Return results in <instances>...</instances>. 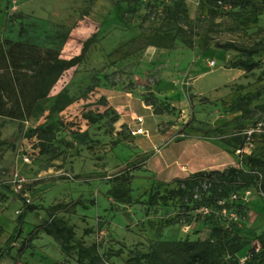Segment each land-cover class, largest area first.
I'll list each match as a JSON object with an SVG mask.
<instances>
[{
	"label": "rangeland",
	"instance_id": "rangeland-1",
	"mask_svg": "<svg viewBox=\"0 0 264 264\" xmlns=\"http://www.w3.org/2000/svg\"><path fill=\"white\" fill-rule=\"evenodd\" d=\"M116 1L122 3L121 20V9L113 10L110 0L90 7L86 0H0V43L23 40L46 51L58 48L68 36L60 56L70 58L81 52L86 38L96 35L82 63L64 72L45 103L48 109L66 90L73 100L69 106L50 117L46 111L24 122L0 117V183L12 185L29 204L37 205L25 218L22 234L7 246L21 201L0 185V264H92L88 256L79 263L74 250L64 252L40 229L42 220L53 214L74 228L75 246L79 241L85 247L96 246L95 264H131V257L149 252L161 241L207 238L209 226L183 212L184 203L192 204L188 198L170 199L167 206L159 196L148 202L151 190L165 194L175 181L149 182L145 178L149 172L134 171V166L143 165L154 146L165 140L188 138L170 142L166 151L176 154L189 147V153H202L220 146L226 158L217 169H226L236 165L239 156L222 144L223 138L237 145L245 131L264 121V65L251 72L230 66L243 57L236 45L264 41V0H240L237 6L228 0ZM254 59L264 61V52ZM212 60L214 67L209 65ZM160 81L164 83L158 90ZM124 92L137 95L130 99ZM138 95L146 104L145 98L154 100L169 112L154 115L142 108ZM237 97H242L245 113L222 137L204 138L205 130L241 115L230 107ZM117 100L125 106L121 111L110 105ZM129 108L143 118L148 136L131 133L137 123L127 113ZM86 114L101 116L90 122ZM46 123L53 125L54 136L44 140L42 149L31 134ZM158 129L166 134L164 140H158ZM253 143L264 153V133H255ZM126 172L134 175L128 186L130 201L118 202L110 191ZM237 190L241 188L232 187ZM247 190V216L241 228L251 238L239 254L241 261L258 245L252 236L264 231V191L258 181ZM70 201L82 203L56 208ZM27 238L28 248L18 254Z\"/></svg>",
	"mask_w": 264,
	"mask_h": 264
},
{
	"label": "trees",
	"instance_id": "trees-1",
	"mask_svg": "<svg viewBox=\"0 0 264 264\" xmlns=\"http://www.w3.org/2000/svg\"><path fill=\"white\" fill-rule=\"evenodd\" d=\"M86 1L90 7L92 3L99 0ZM228 1L232 2L233 6H237L240 0ZM110 2L113 4V9H121L119 12V19L121 20L124 14L122 3L116 0H110ZM210 2L215 3L216 0ZM15 17L13 16L11 19ZM95 36L93 33L86 38L82 42L81 52L70 58L60 56L63 43L68 39V36L64 37L58 48L46 51H41L35 45L23 40L5 39L2 41L0 43V117L24 122L36 118L46 111L49 112L48 117H50L69 106L73 100L66 90L55 96L48 109L45 108V103L50 98L52 88L64 72L82 63L89 45L95 40ZM235 49L243 57L233 61L230 64L232 68L251 72L264 65V61L254 59V56L264 52V41H258L252 45H236ZM241 100L242 97H237L230 104L231 108L241 111V115L205 130L202 136L204 138L222 137L221 134L230 129L238 117L245 113V108L240 104ZM145 101L152 106L156 114L169 112L167 107H158L154 100L145 98ZM100 116L101 114L97 117L86 114L85 118L90 122H97ZM258 122L254 123L252 127ZM190 126L191 123L186 124V128ZM31 136H36L39 140L36 147L44 149V140H50L54 136L53 125L51 123L39 125L32 130ZM253 138L254 136L249 137L247 131L243 133V137L237 145H233L223 138L222 144L225 147L233 148L239 156L236 165L223 170H202L185 178L176 179L174 180L175 187L167 190L165 194L159 190L150 191L149 203H153L157 196L165 206L169 204L170 199L176 198L179 201H184L185 198H188L191 200V205L189 201L183 204V212L192 213L194 219L201 220L208 225L210 228L209 236L204 239H189L187 237L174 241H161L149 252L131 257L129 259L131 264H264V231L252 236V238H256L258 245L251 248L249 255L244 260L241 261L239 255L250 243L251 238L241 228L247 216V201L243 198L244 193L256 181H258L260 190L264 191V153L254 148ZM247 146H250V149L246 151ZM239 150L240 153L237 152ZM130 162L128 161V164ZM139 166L136 164L134 171H137ZM133 177L132 173L126 172L118 185L111 189L110 193L115 201H130V188L128 186ZM0 185L6 194L21 201V208L16 217L17 226L13 234L6 240V245L11 246L22 234L25 218L29 213L35 211L37 205L29 204L24 197L16 193L12 185L3 183ZM232 187H238L241 190L232 191ZM233 195H236L237 198L232 199ZM220 201L224 202V207L239 214L240 220L238 222L227 221L221 213L223 206L219 204ZM81 203L80 201L58 203L56 208L68 209ZM202 206L208 207L210 213L198 214L196 211ZM40 229L52 236L64 252L68 253L74 250L79 263H83V259L88 256L92 264H95L97 259L94 255L96 246L85 247L80 241L75 246L73 241L76 232L65 219L53 214L49 219L42 220ZM29 241L30 238L21 241L18 254L23 253L28 248Z\"/></svg>",
	"mask_w": 264,
	"mask_h": 264
},
{
	"label": "crops",
	"instance_id": "crops-1",
	"mask_svg": "<svg viewBox=\"0 0 264 264\" xmlns=\"http://www.w3.org/2000/svg\"><path fill=\"white\" fill-rule=\"evenodd\" d=\"M115 10V9H113ZM164 81H160L158 85V90L162 87ZM161 94L164 92L160 90ZM169 95L172 94L171 91H167ZM157 93V92H156ZM158 94V93H157ZM124 95L130 99L134 98L136 93H130V92H124ZM112 96H115L114 94ZM120 96V94H118ZM140 97L141 106L144 109L151 110L154 115L160 116V114L154 113L153 108L150 105H147L141 98V95H138ZM120 102H112L110 101V105L114 106V108L118 111H121V108L125 106H120ZM173 105L178 106L179 103L173 102ZM129 114H132V116L136 117L137 114H135V110L133 108H129L128 112ZM158 140H164L166 134L162 133L158 129ZM189 140L188 138H184L180 141ZM175 140H165L164 144L162 146H154L153 153L147 157V159L144 161V164L139 166V169L137 171H148L150 175H146L145 178L148 179V181H160L169 183L171 181H174L176 179L185 178L189 176L190 174H193L198 171L202 170H211V169H217L220 166L221 159H225L226 156H222L221 154L225 153V149L221 148L220 146H213L208 149H204L205 152H190L189 153V147L188 148H181L176 150V154L174 151H166L165 147L169 145L170 142H180ZM207 142V141H204ZM194 145L198 144L195 141H193ZM200 144H203L202 142ZM205 144V143H204ZM205 147V146H204ZM203 147V148H204ZM146 153V152H145ZM211 153H213V158H210ZM203 154H206V159L202 160L201 156ZM220 156L222 158H220Z\"/></svg>",
	"mask_w": 264,
	"mask_h": 264
},
{
	"label": "built area",
	"instance_id": "built-area-1",
	"mask_svg": "<svg viewBox=\"0 0 264 264\" xmlns=\"http://www.w3.org/2000/svg\"><path fill=\"white\" fill-rule=\"evenodd\" d=\"M13 3H15V0H13ZM209 65L212 67L216 66L215 60L210 61ZM134 118H135L134 120H136L137 127L135 129H132L131 133L133 135L148 136L147 130H145L142 126L143 118L141 116H136ZM255 133H258V134L264 133V121L258 122L254 127H252L251 129L247 131V134L249 135V137H253ZM249 149H250V146H247L245 150L247 151ZM237 152L240 153L241 151L239 150ZM249 194H250L249 190L245 191L244 196H243L245 201L248 200ZM235 198H237V196L233 195L232 199H235ZM219 204L223 206L224 202L220 201ZM196 212L201 215H206L210 213V209L206 206H202ZM221 213L229 222H238L240 220L239 214L234 210H229L227 207L223 206L221 209Z\"/></svg>",
	"mask_w": 264,
	"mask_h": 264
}]
</instances>
